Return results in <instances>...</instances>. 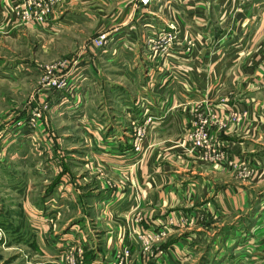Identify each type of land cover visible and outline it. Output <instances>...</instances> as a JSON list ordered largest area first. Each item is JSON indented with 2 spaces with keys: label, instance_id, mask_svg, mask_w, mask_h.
<instances>
[{
  "label": "crops",
  "instance_id": "crops-1",
  "mask_svg": "<svg viewBox=\"0 0 264 264\" xmlns=\"http://www.w3.org/2000/svg\"><path fill=\"white\" fill-rule=\"evenodd\" d=\"M80 1L87 4L81 19H97L93 40L106 33L108 41L120 45L106 49L92 44L73 52V57L87 55L82 67L89 86L112 87L106 76L110 68L104 65L109 56L106 61L123 77L119 86L147 92L134 98L120 96L118 105L129 127H109L103 91V109L86 113L92 121L86 128L92 159L86 168L93 172L99 165L106 174L101 171L102 176L91 182L94 188L86 192L71 176L59 174L54 191L43 196L52 199L51 207L40 201L37 207L31 204L28 188L17 178L21 219L26 224L30 212L35 216L50 211L57 224L54 247H87L79 264H110L127 246L134 264H147L140 256L142 235L163 230L168 233L154 244L149 264H182L181 256L187 264L205 246L211 256L218 248L229 247L232 264H264V0H155L146 9L138 8L137 0ZM76 2L56 4L55 15H64L61 23L70 19ZM3 18L0 15V26ZM156 31L179 39L166 54L167 62L146 43ZM137 99L140 105L134 107ZM138 108L157 118L152 139L149 133L157 147L136 158L129 133L136 127L132 121ZM204 119L212 121V148L187 153L179 142ZM11 132L0 130V187L6 190L16 182L7 163L13 137L17 136L19 150L23 140H30L23 134L27 131ZM12 199L0 198V227L18 232L11 218L13 204L17 205ZM42 220L33 239L36 248H41V241L49 242ZM24 229L18 233L22 241L32 230ZM202 237L214 241L204 244ZM26 242L31 245L28 237Z\"/></svg>",
  "mask_w": 264,
  "mask_h": 264
},
{
  "label": "rangeland",
  "instance_id": "rangeland-1",
  "mask_svg": "<svg viewBox=\"0 0 264 264\" xmlns=\"http://www.w3.org/2000/svg\"><path fill=\"white\" fill-rule=\"evenodd\" d=\"M58 2L59 0H3L2 8H0V15L4 16L3 26H0V130L12 129L13 135L22 133L24 130L27 132L23 134L25 136L28 134L30 137V140H23L21 147L23 149L19 150L15 148L19 143L17 136H14L11 142L13 153L7 152L5 156L8 154L7 163L11 164L14 170L10 176L15 181L17 178L22 179L24 187H27L30 193L31 204H35L36 207L37 204L40 205L38 201L44 206L49 204L51 207L52 199L47 200L43 196L49 191H54V179L59 174L71 176L73 180L80 183L83 192L94 188L91 182L102 176L101 171L104 175L106 174L99 165H95L93 172L92 168H86V164L92 160L88 153L91 137L86 136V128L88 125L91 126L92 121L87 120L86 113L92 114L91 112L95 110L103 109V91H105V100L110 110V122L107 121L109 127L113 125L129 127L118 105L120 96L134 98L136 95L147 92L145 89L135 91L133 87L119 86L118 83L124 82L123 77L116 72V66L108 64L106 60L112 58L109 56L106 57L104 65L110 68L106 76L108 81H111L108 85L112 87L104 89L100 84L99 88L93 89L89 86V77L86 79L83 76L85 71L82 67L87 55L73 57L75 56L73 52L92 46L94 32L98 27L97 19L90 22L81 19L87 4L78 0L72 6L70 19L61 23L64 15H55ZM59 28H62L61 32ZM9 31L12 34H9ZM172 37L171 35L164 39L160 38L156 45H153L158 47L156 51H160L161 58L166 62V54L176 46L174 43L179 40ZM110 41L104 48L120 47L117 40L111 43ZM146 43L150 44L149 36ZM1 66L4 68L2 69ZM12 66L13 71H10ZM148 89L150 93L151 88ZM134 103V107L140 105L138 99ZM134 113L135 120L131 121L132 125L134 121L136 122V127L134 126L133 132L129 135L137 151L135 156L138 158L140 155L147 156L151 149L157 147L156 141H149V133L151 131L152 139V128L157 118L147 113L146 109L138 108L134 110ZM140 114L142 119L138 118ZM120 117H123V120H120ZM187 133L185 136L187 135L188 138ZM185 136L183 135L179 145L181 144L187 153H191L185 147L187 141ZM26 147L29 149L27 153ZM60 170L63 171L60 173ZM18 184L19 180L8 186L12 192L0 187V198L12 196V202L18 205L13 204L11 214V218L15 221L13 227L18 232L0 227V264H79L78 258L85 255L84 251L87 247L83 245L63 249L54 247L58 239L57 224L50 211L43 212V215L35 213V216L30 212V218L27 219L26 224L21 219L22 216L19 215L21 199L15 189ZM20 187L17 188L21 189ZM4 193L6 195H3ZM41 217L43 223L46 221L45 229L48 230L45 239L49 242L41 241V248H36L32 245L36 244L34 240L38 235L37 227L38 223H41ZM94 227L96 226L91 228ZM24 228L32 230L23 237L24 241H22L20 240L22 235L20 237L18 233L24 231ZM34 229H36V235L32 232ZM160 232H164L165 235L168 233L167 230L151 233ZM146 234L149 233H143L142 236ZM27 237L31 245L26 242ZM202 238L204 244L214 241V237L211 240ZM142 243L140 256L145 257L144 262L149 264L154 245L146 249L143 239ZM128 250L130 252L126 255L124 263L121 258L124 255L123 249L117 253L110 264H134L133 251L129 248ZM217 250L211 256L209 246L202 247L199 255L189 258L187 264H232L231 259L235 260L234 257L230 258L229 247ZM96 255L99 256L98 253L94 256ZM59 256L63 259H56ZM181 262L182 264L186 262L185 256H181Z\"/></svg>",
  "mask_w": 264,
  "mask_h": 264
},
{
  "label": "built area",
  "instance_id": "built-area-1",
  "mask_svg": "<svg viewBox=\"0 0 264 264\" xmlns=\"http://www.w3.org/2000/svg\"><path fill=\"white\" fill-rule=\"evenodd\" d=\"M155 0H137V7L146 9L149 8ZM237 1H243L246 3H255L257 0H237ZM172 30H175L176 27L174 25H171L170 27ZM171 35L176 38V35L173 34H167L164 31H156L152 35H149V47L156 49L158 48L156 43L159 41L160 38L164 39L167 37H171ZM172 37V38H173ZM108 43V35L106 33H103L99 36H97L93 41L92 44L97 48H103ZM160 52V51H158ZM230 111H227V113ZM234 113L230 112V115L233 116ZM235 115V114H234ZM244 116V115H243ZM211 119H204L201 125L197 128H195L192 132L188 134V138L185 144V147L188 148L189 151H202V150H210L212 148V145H209L212 143V134H211ZM216 156L220 157V154H217ZM165 236L164 232L160 233H149L145 236H142V239L145 243V248L149 249V246L158 243L161 241ZM124 255L121 257L122 261L126 260V255L130 252L128 250V247H125L124 249Z\"/></svg>",
  "mask_w": 264,
  "mask_h": 264
}]
</instances>
